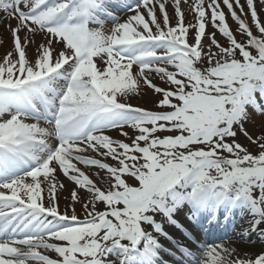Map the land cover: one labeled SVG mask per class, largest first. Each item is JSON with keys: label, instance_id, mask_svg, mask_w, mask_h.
Listing matches in <instances>:
<instances>
[{"label": "snow or ice", "instance_id": "1", "mask_svg": "<svg viewBox=\"0 0 264 264\" xmlns=\"http://www.w3.org/2000/svg\"><path fill=\"white\" fill-rule=\"evenodd\" d=\"M259 11L264 0H0L11 38L0 56V264H157L154 233L172 239L157 215L196 244L174 241L176 264H264V250L199 244L175 218L186 210L210 228L240 206L252 216L244 234L264 241V134L245 126L250 108L264 113ZM145 88L152 109L131 102Z\"/></svg>", "mask_w": 264, "mask_h": 264}, {"label": "rangeland", "instance_id": "2", "mask_svg": "<svg viewBox=\"0 0 264 264\" xmlns=\"http://www.w3.org/2000/svg\"><path fill=\"white\" fill-rule=\"evenodd\" d=\"M244 2V0H242V3ZM186 6L187 5H182L183 7V10L185 12V17H187V9H186ZM258 10L260 9V5L257 3L256 4ZM245 10L247 11L246 9V5H245ZM226 11V10H225ZM238 11V14H239V10L237 9ZM128 13L125 12V13H122L120 16L123 17V16H126ZM1 18L0 20H3V16L2 14H0ZM259 16L262 20H264V11H259ZM242 19H246V20H249L250 22V15L245 17V16H242L241 17ZM226 19H227V22L230 26V28L233 30L234 34H236V37L238 40H242L244 39V36H241L238 32H237V23L231 18L230 14H228L226 12ZM5 20V19H4ZM185 22L187 23V19H185ZM255 31V29H253ZM209 32H211V29H208ZM8 35V30L5 31V37L10 41V38ZM217 39L221 42V43H224L225 42V38H223L217 31ZM7 40V41H8ZM204 44L207 45L208 44V40L205 38L204 39ZM156 82H158V84H160V86L162 87H166V85L162 84L159 80H157ZM148 92H153L152 90L150 89H147L145 88L142 92L143 93H146V94H141V95H138L136 96L135 98H133V100L131 101L134 105H138V106H142V107H145L147 109H152L154 107V100L156 97H152L154 98V100L149 97V94ZM146 97H149V100L148 98H145ZM150 98L152 99V101L150 100ZM260 104V103H259ZM260 106L262 108H264V104H260ZM250 112H251V118L250 120L246 123V128L249 130V133L250 134H254V135H261V134H264V113H257L255 111H253L251 108H250ZM127 131H129V134L131 135V130H128L126 129ZM108 134L112 135L113 138H120V139H123V137H121L119 135V133L117 131H110ZM126 142H129V141H126ZM239 142L244 145V146H248L250 144L249 141H247V138L243 137L242 135H240L239 137ZM109 163H113L111 160L108 161ZM129 183H133L135 184V181L133 179H129L128 180ZM68 193V192H67ZM66 192H63L60 194V209L61 211L64 210L66 204L70 203V200H65V197L66 196H69V193L67 194ZM81 195L83 196L84 195V192L81 193ZM101 209L104 207L103 205H100L99 206ZM75 209H76V212L78 214L79 217H83L84 215V212H83V209H82V205L81 204H76L75 205ZM70 211V209H69ZM260 251V250H259ZM257 251V253L259 252Z\"/></svg>", "mask_w": 264, "mask_h": 264}, {"label": "bare ground", "instance_id": "3", "mask_svg": "<svg viewBox=\"0 0 264 264\" xmlns=\"http://www.w3.org/2000/svg\"><path fill=\"white\" fill-rule=\"evenodd\" d=\"M186 9H187V17H186V19H187L188 22L192 21L193 16H192V13L189 10L188 6H186ZM0 18H1V16H0ZM11 23L13 25H15L16 22H15V20H12ZM6 24H7L6 20H4V19L0 20V35H2L3 39L5 40L4 46L0 47V56L4 55L5 54V49L10 47V41L5 37V31L7 30ZM7 36H9V38H10L9 32H8ZM36 39H37V43H39L40 42V37H37ZM34 48H35V45H33L32 48L29 49V55L33 54ZM156 83H158V82H156ZM143 94H146V93H143ZM148 94H149V97H151V98L155 97V93L154 92H148ZM149 97L145 96V98H148V100H149ZM151 98H150L151 101H152V99L154 100V98H152V99ZM83 167H84L83 170L85 171V173L88 174L92 179L96 180L95 173L98 170L95 169L94 167L93 168H90V167H87V166H83ZM101 175H103V173H101ZM61 179H62L63 183L68 188L74 187L73 184H71L70 182L65 180L62 176H61ZM179 212L183 213L182 210L179 211ZM251 220L252 219L249 220L248 218L246 219V221L241 220V221H239V222H237L235 224V228H238V227L241 226L242 230L243 229H247V228L250 227ZM242 222H244V223H242ZM260 227L264 228V224H262ZM232 235L234 236L233 238H232ZM223 237L226 238L225 240H223V242L229 243L231 246L237 247L238 250H240L242 253L243 252H247L248 254H252V253H256L257 251H259V250H261L263 248L262 240L259 238V236L255 232H250V235L247 236V239H245L244 234H240L239 232H235V231H232L231 233H229V234H227L226 236H223Z\"/></svg>", "mask_w": 264, "mask_h": 264}]
</instances>
